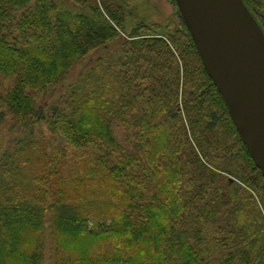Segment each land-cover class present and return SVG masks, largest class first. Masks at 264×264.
Returning a JSON list of instances; mask_svg holds the SVG:
<instances>
[{
    "label": "trees",
    "instance_id": "trees-1",
    "mask_svg": "<svg viewBox=\"0 0 264 264\" xmlns=\"http://www.w3.org/2000/svg\"><path fill=\"white\" fill-rule=\"evenodd\" d=\"M133 1L0 0V119L21 133L0 158V264H43L46 231L52 264H264V176L189 34L138 21L96 76L36 102Z\"/></svg>",
    "mask_w": 264,
    "mask_h": 264
},
{
    "label": "water",
    "instance_id": "water-1",
    "mask_svg": "<svg viewBox=\"0 0 264 264\" xmlns=\"http://www.w3.org/2000/svg\"><path fill=\"white\" fill-rule=\"evenodd\" d=\"M202 63L264 176V35L243 0H178Z\"/></svg>",
    "mask_w": 264,
    "mask_h": 264
},
{
    "label": "rangeland",
    "instance_id": "rangeland-1",
    "mask_svg": "<svg viewBox=\"0 0 264 264\" xmlns=\"http://www.w3.org/2000/svg\"><path fill=\"white\" fill-rule=\"evenodd\" d=\"M97 2L99 3V0H97ZM250 7L252 8L255 19L257 20L264 35V0H255L252 4H250ZM129 11L130 13L126 18L124 28L119 32V35L115 39L107 42L104 45H101L96 49L89 51L82 59L74 62L56 85L51 87L47 93H43L36 97L37 104L39 106H43L44 112L46 114H48L50 106H52L54 103L59 102L58 100L60 96L63 95L72 84L76 83L82 74H87L89 73L87 72L89 69H93V75H97L98 58H106L108 54H121V51L124 49L126 44L125 40L129 41L133 38L134 34L131 33L132 26L138 21L157 22L156 24H154V26H158V28L156 29L157 33L162 34L164 33V31H167L173 27H177L183 33L190 35L189 37H191V40L196 48L192 33L190 31L189 23L178 0H134L129 7ZM185 41H188V39ZM198 55L200 56L199 52ZM87 81L93 83L92 79H87ZM7 83H10V81H7ZM12 122L13 121H11L9 117L0 119V158L4 153L10 151L14 147L15 139L21 135V133H19L20 131H16V128L13 126L14 123ZM112 123L113 131L116 137L119 140L124 141L126 139L125 137L127 133L122 130L117 120L113 119ZM34 128L35 131H39V128L37 126H35ZM46 130L47 128L44 125H41V134L44 137L49 138L50 134ZM63 140L64 139L61 138V141ZM229 141H231V138L229 139ZM75 153L76 152L74 151L67 156L68 165H70L75 159ZM262 189H260V186H258L257 191L258 195L264 198V188ZM71 203H77L78 205V201H71ZM210 229L215 230V227ZM212 230H209L206 235L210 236V232ZM46 232L47 233L44 238L45 258L43 264H52L55 261L50 252L52 242L48 235V231Z\"/></svg>",
    "mask_w": 264,
    "mask_h": 264
},
{
    "label": "bare ground",
    "instance_id": "bare-ground-1",
    "mask_svg": "<svg viewBox=\"0 0 264 264\" xmlns=\"http://www.w3.org/2000/svg\"><path fill=\"white\" fill-rule=\"evenodd\" d=\"M262 104H263V107H264V100H263Z\"/></svg>",
    "mask_w": 264,
    "mask_h": 264
}]
</instances>
